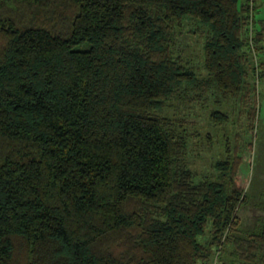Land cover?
<instances>
[{"label":"trees","instance_id":"1","mask_svg":"<svg viewBox=\"0 0 264 264\" xmlns=\"http://www.w3.org/2000/svg\"><path fill=\"white\" fill-rule=\"evenodd\" d=\"M259 1L0 0V264H264L242 153L198 174L166 113L254 91ZM189 24L205 75L178 49Z\"/></svg>","mask_w":264,"mask_h":264},{"label":"rangeland","instance_id":"2","mask_svg":"<svg viewBox=\"0 0 264 264\" xmlns=\"http://www.w3.org/2000/svg\"><path fill=\"white\" fill-rule=\"evenodd\" d=\"M259 8L260 15H263L264 0L259 1ZM194 26L187 25L186 31L180 36L178 49L200 75H205V36L200 31L191 32ZM254 31L253 27V33ZM263 43L264 35L258 46L252 41L253 45L249 51L248 81L254 91H250L248 97L223 100L221 105H217V94L209 92L203 95L204 100L186 103L175 101L173 106L166 110L169 116L183 119V128L191 133L190 156L192 166L198 174H217L214 164L226 156L227 141L231 146L230 150L242 153L240 178L248 192L249 201L242 205L238 212L241 234L253 231L264 218V76H260L261 71H264V48H260ZM253 66L256 67L254 72ZM214 109L228 113L229 121L221 123L212 120L211 112ZM252 110L254 114L251 115ZM212 264L224 262H218L214 257Z\"/></svg>","mask_w":264,"mask_h":264}]
</instances>
